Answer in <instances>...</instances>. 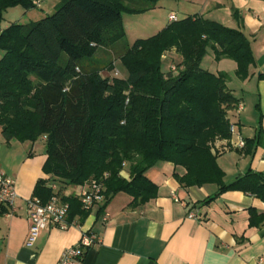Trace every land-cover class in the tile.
Wrapping results in <instances>:
<instances>
[{
	"label": "trees",
	"instance_id": "16d2710c",
	"mask_svg": "<svg viewBox=\"0 0 264 264\" xmlns=\"http://www.w3.org/2000/svg\"><path fill=\"white\" fill-rule=\"evenodd\" d=\"M160 1L59 0L51 15L2 28L7 9L38 5L0 0V126L8 141L46 136L43 170L50 177L40 179L33 192L42 203L54 193L52 182L62 194L67 186L107 173L102 208L119 192L133 197V207L142 205L157 196L158 185L146 172L159 161L185 168L176 174L185 187L216 184L218 192L204 203L231 190L264 201L263 173L250 170L224 181L216 141L229 140L228 114L239 101L227 85L228 73L201 66L211 49L216 60H233L237 77L246 80L256 64L251 42L240 28L190 15L130 44L123 14L147 12ZM172 50L181 60L176 65L171 59L165 70ZM116 59L127 75L104 76L114 71ZM259 144L264 146L261 129L246 139L244 153ZM125 168L129 178L122 175ZM63 199L71 206L69 221L83 222L90 214L78 198ZM249 224L262 226L264 213L250 209Z\"/></svg>",
	"mask_w": 264,
	"mask_h": 264
},
{
	"label": "crops",
	"instance_id": "0c3cea01",
	"mask_svg": "<svg viewBox=\"0 0 264 264\" xmlns=\"http://www.w3.org/2000/svg\"><path fill=\"white\" fill-rule=\"evenodd\" d=\"M176 2L184 18L200 15L240 28L251 42L256 64L246 80L237 77L233 60L215 59V73H228L227 85L239 101L237 109L228 114L237 126L236 134L227 141H216L217 148L229 145L217 154V162L226 183L250 170L264 174L262 144L252 154L244 153L245 146H235L239 136L245 143L246 139H255L260 129L264 136V80L259 78L264 73V0ZM171 13L175 10L168 13L165 26L170 23ZM176 55L174 50L168 52V60ZM45 144V136L34 142L17 138L8 141L0 126V173L14 180L17 194L13 206L0 204V264H57L63 251L76 245L85 231L95 233L99 242L87 249L76 264H264V224H249L250 209L264 213V201L231 190L204 203L215 196L219 187H185L176 178V174L186 172L185 168L166 161H159L146 172L158 185L155 198L133 207V197L119 192L104 206L109 214L107 221L101 219L96 208L83 222L75 220L77 224L67 230H41L34 244L27 245L28 200L37 182L50 177L43 170L48 157ZM122 175L129 178L127 168ZM191 212L194 217L189 215Z\"/></svg>",
	"mask_w": 264,
	"mask_h": 264
},
{
	"label": "built area",
	"instance_id": "2783aa9c",
	"mask_svg": "<svg viewBox=\"0 0 264 264\" xmlns=\"http://www.w3.org/2000/svg\"><path fill=\"white\" fill-rule=\"evenodd\" d=\"M40 0H35L37 5L40 4ZM170 22L178 20L176 14L171 13L169 15ZM241 108V107H240ZM237 126L235 123L230 124L231 135L236 134ZM46 138V136H45ZM235 146L243 148L245 146V140L239 136ZM228 146L222 147V151L226 150ZM108 177L106 173L103 177L97 179L92 178L83 184L75 186H67L66 190L59 193V186L57 183L52 182L50 187L54 193L50 200L46 203H42L41 200L32 196L28 200V211L30 219L29 232L26 239L27 245H33L36 241L39 233L43 229L47 228H59L67 230L73 225L77 224L76 221H69L70 203L63 199V196H74L78 198L82 207L86 210H93L96 208H102L106 201V184L105 179ZM14 180L10 177L0 173V204H7L13 206L16 199V191ZM64 188V189H65ZM101 219L107 221L109 214L105 208H102L100 213ZM194 217L195 214L191 212L189 214ZM99 242V237L91 232L85 231L79 242L76 245L68 247L61 254L57 264H76L85 254V251Z\"/></svg>",
	"mask_w": 264,
	"mask_h": 264
},
{
	"label": "rangeland",
	"instance_id": "374dc122",
	"mask_svg": "<svg viewBox=\"0 0 264 264\" xmlns=\"http://www.w3.org/2000/svg\"><path fill=\"white\" fill-rule=\"evenodd\" d=\"M58 4L59 0H42L38 6L30 9H25L21 5L11 7L7 9L4 14L2 26H9L14 23H29L31 21H38L47 15L53 14L57 10ZM171 10H175V14L178 16V19L184 18V15L179 12L176 0H161L156 8L147 12L139 14H123V24L128 42L131 44L138 38H148L158 33L162 28H164L163 26L166 25L168 13ZM2 55L3 52L0 50V58ZM99 58H102L104 62L110 59L109 57H103V55H99ZM171 59L174 60L176 65L181 60L180 55H176L175 57L170 58V60ZM229 61L233 62L232 60ZM168 62L169 60L167 59L164 67L165 70H167L166 67H168ZM217 65L218 64L215 62L213 52L209 50L202 61V68L215 73ZM114 66L115 68L113 72L104 71L103 75L109 77H125L127 75L126 69L118 59L114 60Z\"/></svg>",
	"mask_w": 264,
	"mask_h": 264
}]
</instances>
